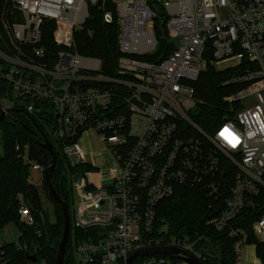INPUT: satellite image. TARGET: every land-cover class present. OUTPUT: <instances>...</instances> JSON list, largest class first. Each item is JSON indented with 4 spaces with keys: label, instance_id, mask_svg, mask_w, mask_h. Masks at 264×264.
Instances as JSON below:
<instances>
[{
    "label": "built area",
    "instance_id": "1",
    "mask_svg": "<svg viewBox=\"0 0 264 264\" xmlns=\"http://www.w3.org/2000/svg\"><path fill=\"white\" fill-rule=\"evenodd\" d=\"M4 1L1 111L53 110V137L70 166L89 167L72 181L69 253L75 264H128L132 254L160 247L200 259L194 242L170 235L157 216L159 202L180 186L196 187L220 203L206 223L233 240L234 264H244L248 243L247 233L232 224L238 217L257 216L251 228L264 246V0H107L119 23L116 78L101 73L100 60L74 50V33L99 0ZM159 13L174 49L158 62L133 58L155 50ZM103 18L111 22L112 13ZM47 21L54 26L55 51L41 44ZM206 53L216 70L239 68L225 84L246 83L227 98L242 107L227 113L212 133L190 117L198 102L192 83L206 66ZM97 82H116L122 90L90 85ZM113 96L121 110L112 106ZM87 130L113 156L112 166L90 165L80 142ZM31 170L43 179L41 164L33 162ZM17 212L25 225L35 223L24 203ZM77 231L87 237L77 238ZM171 256L178 254L137 256L129 264H173Z\"/></svg>",
    "mask_w": 264,
    "mask_h": 264
},
{
    "label": "trees",
    "instance_id": "2",
    "mask_svg": "<svg viewBox=\"0 0 264 264\" xmlns=\"http://www.w3.org/2000/svg\"><path fill=\"white\" fill-rule=\"evenodd\" d=\"M4 2L0 0V8ZM105 11L112 13L111 22L104 21ZM88 12L86 23L74 33V50L81 56L100 60L103 75L119 77L117 60L122 53L118 44L119 23L115 4L111 1L99 0L96 5L88 7ZM166 22L163 13L157 14L154 18L157 39L155 50L150 54L131 55L133 58L158 62L174 49V42L167 33ZM53 27L51 21H47L41 27V44L47 50L55 51L52 39ZM204 57L207 59L206 66L198 79L192 83L194 97L198 102L196 110L190 114V117L204 132L212 133L227 113H233L242 107L239 100L229 101L227 98L243 89L246 83L225 84L227 80L238 74L239 68L219 71L209 63V54L206 53ZM90 85L106 86L118 92L122 90L121 85L116 82H97ZM3 86L0 84V87ZM2 91L0 88V97ZM117 103L119 104L116 106ZM112 106L121 110V100L113 96ZM55 128L56 115L53 110L49 113L30 114L20 108H13L10 115L0 121L3 149V155L0 157V230L9 223H14L19 230L17 242H0L3 264H37L42 260L46 264H56L57 248L63 231L62 211L49 193L43 176V191L54 204L52 214L54 220L50 218L43 205L39 188L29 180L32 172L31 164L36 162L44 168L51 164L52 155L42 146L43 138H47L53 144L55 154V169L51 183L61 199L67 203L70 218L73 204V177L78 171L89 167L70 166L61 143L59 144L53 137ZM185 131L191 132L189 128ZM22 203L30 208L35 218L32 226L25 225L19 220L17 211ZM217 205L219 206L220 203L206 192L196 187L180 186L174 195L159 202L157 216L167 224L170 235L194 242V250L205 263L234 264L233 240L226 231H216L206 223L209 218L217 214ZM256 218V215L240 216L232 224L247 233L248 244L255 245L256 255L264 263V246L256 240L251 228ZM75 234L77 238L87 237L84 231H77ZM70 246L71 239L66 248L65 264H75L74 258L69 253ZM26 252L36 257L34 263L26 259ZM171 260L174 264L181 259L171 256Z\"/></svg>",
    "mask_w": 264,
    "mask_h": 264
},
{
    "label": "water",
    "instance_id": "3",
    "mask_svg": "<svg viewBox=\"0 0 264 264\" xmlns=\"http://www.w3.org/2000/svg\"><path fill=\"white\" fill-rule=\"evenodd\" d=\"M8 117V114L5 112L1 111L0 109V121L5 120ZM42 146L47 149L51 155H52V162L49 166L44 168L43 170V175H44V180L46 182V185L48 187L49 193L51 194L53 200L60 205L61 211H62V216H63V231H62V236L61 240L58 244L57 248V254H56V264H65L64 263V257L66 253V248L67 244L69 241V236H70V217H69V212H68V206L67 203L61 199V197L58 195L56 192L55 188L53 187L51 183V176L54 172L55 169V154H54V149H53V144L47 139L43 138ZM178 254L179 259L188 262L189 264H207L203 261H201L198 257L195 255L183 251V250H178L175 248H147L141 251H138L134 254H132L128 260L127 263L129 264L132 262L135 257L137 256H143V255H153V254ZM26 259L29 262L34 263L36 261V257L28 252H26Z\"/></svg>",
    "mask_w": 264,
    "mask_h": 264
},
{
    "label": "rangeland",
    "instance_id": "4",
    "mask_svg": "<svg viewBox=\"0 0 264 264\" xmlns=\"http://www.w3.org/2000/svg\"><path fill=\"white\" fill-rule=\"evenodd\" d=\"M252 102V101H251ZM196 110V106L191 108L190 113H193ZM86 139L88 141V145L92 151H97V150H102L100 153L102 155H95L92 156V159H96L101 162V164L106 163L107 166H112L114 164V159L111 154L108 153L107 150L103 148V145L96 140V135L94 132L87 130L85 132ZM104 149V150H103ZM3 155V149H2V144H1V139H0V157ZM106 160V161H105ZM30 182L34 183L37 185V187L40 190V195L41 199L43 202V205L45 206L46 210L50 214V218L54 220V217L52 216L53 211H54V204L52 201H50L47 197L45 192L43 191L42 187V175L38 171H32L31 175L29 177ZM18 235H19V230L17 226L14 223H9L5 225L1 230H0V241L1 242H17L18 241ZM253 247L252 244H246L245 245V256H244V264H264L261 262V260L255 257L253 253ZM74 257H79V253L74 251L73 252ZM179 258V257H178ZM37 264H41L40 262H37Z\"/></svg>",
    "mask_w": 264,
    "mask_h": 264
},
{
    "label": "crops",
    "instance_id": "5",
    "mask_svg": "<svg viewBox=\"0 0 264 264\" xmlns=\"http://www.w3.org/2000/svg\"><path fill=\"white\" fill-rule=\"evenodd\" d=\"M90 131V130H89ZM93 132V131H92ZM95 133V132H94ZM95 135H96V140L98 141V142H100L101 144H102V142L100 141V139H99V137H98V135L95 133ZM80 142H81V145L83 146V148L85 149V151L87 152V158H88V161H89V163H90V165H93V166H96V167H99V168H107L108 166L106 165V163H104V164H101V162L100 161H98V160H94V159H92V156H95V155H102L100 152L102 151H100V150H97V151H92L91 149H90V147H89V145H88V141H87V139H86V135H85V132L83 133V135H82V137H81V140H80ZM103 145V144H102ZM103 148H104V146H103ZM105 149V148H104ZM103 149V150H104ZM106 161V160H105ZM1 242V241H0ZM252 247H253V253H254V255H255V257L257 258V255H256V251H255V245L254 244H252ZM257 260H258V258H257ZM174 264H189L188 262H186V261H183V260H180V261H177V262H175Z\"/></svg>",
    "mask_w": 264,
    "mask_h": 264
}]
</instances>
